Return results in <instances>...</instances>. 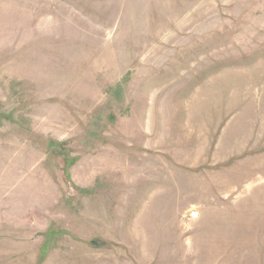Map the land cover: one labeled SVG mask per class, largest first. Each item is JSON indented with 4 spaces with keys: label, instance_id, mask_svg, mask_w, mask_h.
<instances>
[{
    "label": "rangeland",
    "instance_id": "374dc122",
    "mask_svg": "<svg viewBox=\"0 0 264 264\" xmlns=\"http://www.w3.org/2000/svg\"><path fill=\"white\" fill-rule=\"evenodd\" d=\"M0 264H264V0H0Z\"/></svg>",
    "mask_w": 264,
    "mask_h": 264
}]
</instances>
